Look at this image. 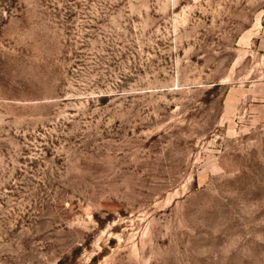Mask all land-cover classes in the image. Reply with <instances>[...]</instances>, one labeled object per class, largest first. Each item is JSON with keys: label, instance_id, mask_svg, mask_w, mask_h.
Segmentation results:
<instances>
[{"label": "rangeland", "instance_id": "obj_1", "mask_svg": "<svg viewBox=\"0 0 264 264\" xmlns=\"http://www.w3.org/2000/svg\"><path fill=\"white\" fill-rule=\"evenodd\" d=\"M0 264H264V0H0Z\"/></svg>", "mask_w": 264, "mask_h": 264}]
</instances>
